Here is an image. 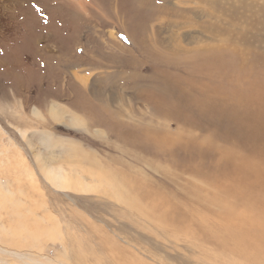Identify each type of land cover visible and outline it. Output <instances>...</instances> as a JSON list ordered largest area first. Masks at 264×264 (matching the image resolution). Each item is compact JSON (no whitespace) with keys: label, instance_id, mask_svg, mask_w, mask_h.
I'll list each match as a JSON object with an SVG mask.
<instances>
[{"label":"rangeland","instance_id":"obj_1","mask_svg":"<svg viewBox=\"0 0 264 264\" xmlns=\"http://www.w3.org/2000/svg\"><path fill=\"white\" fill-rule=\"evenodd\" d=\"M156 1L138 43L131 0H0V264H74L70 237L95 248L105 236L138 261L191 264L190 240L156 207L166 196L210 233L213 220L225 223L216 190L232 174L231 134L226 152L216 114L239 101L250 74L263 75L264 0ZM205 43L216 49L192 54ZM157 88L199 104L164 116L146 96ZM158 133L175 139L166 158ZM95 167L154 186L153 218L110 194Z\"/></svg>","mask_w":264,"mask_h":264},{"label":"bare ground","instance_id":"obj_2","mask_svg":"<svg viewBox=\"0 0 264 264\" xmlns=\"http://www.w3.org/2000/svg\"><path fill=\"white\" fill-rule=\"evenodd\" d=\"M131 1L134 4L131 15L140 21L135 38L138 39L136 37L138 36L140 39L141 36L144 37L143 33L147 28L144 24H146L147 20H151L154 17V12L156 11L155 2L157 1ZM212 1L213 4L218 2V0H210L209 2ZM250 1L254 5L255 0ZM261 14L264 16V3L261 7ZM258 16L261 17V15ZM133 37L134 35L132 34ZM139 39L137 40L138 43H140ZM215 49L216 47L211 43H205L193 50L192 54L198 56L203 51H214ZM237 49L233 48V52H237ZM177 51L180 50H175V52ZM249 77L245 88L240 89L242 86L240 87L239 85L237 87L236 83H234L238 88L237 95L240 94L242 97L239 98V101L238 99L237 101H232V109L227 113L219 110L216 114L217 134L223 138L225 142L223 149L226 152H228L229 145L225 139L228 140L231 134L230 169L232 174L228 184L221 186V180L220 182L218 181L217 186L220 187L216 190V203L219 209L218 217H221V208L225 207V223L220 221L215 223V220H213L215 229L210 233L203 222H196L193 216L186 213L178 203L176 204L175 201L171 200L170 196L164 197L156 204L157 208L162 209V213L159 215L170 223H175L177 230L185 234L186 238L190 240L191 244L185 246L193 253H196L192 257L194 264H264V71L261 77L254 76V73L250 74ZM146 96L148 98L150 96L155 111L167 117L173 115L169 112L170 108L179 109L184 107L187 114H189L190 106L198 103L197 95L193 96L191 92L188 93L182 89L178 94V98H175L172 94L160 91L158 88L157 90H147ZM182 97L185 98L182 100L185 102L180 100ZM224 118H226L224 120L225 123H223ZM218 121H221V125H218ZM150 125H145V130L150 132L151 130L166 131L164 126H155L154 128ZM158 134L157 138H155V144L158 145L156 152L165 151V157H163L166 158L169 155V152L166 151L167 144L170 142L168 139L173 140L169 146L174 143L175 139L168 138L169 136L164 133ZM145 136H147L146 133ZM155 144L152 139L150 142L151 150H153ZM203 157L204 151L200 150L197 161L191 167L195 176L201 177L203 175L202 168H206L202 162ZM135 159L137 160V158ZM95 169L98 176L92 174L90 169L91 177L96 176L95 178L99 184L105 186L110 194L118 198L120 202L138 215H146L149 221L153 218L154 186L147 182H140L138 177L133 179L126 173L125 175L121 173L120 176L115 177L108 173L110 170L106 172L100 167H95ZM203 182H206V180L204 179ZM224 195L232 198L233 203L223 204ZM49 234L51 238H57V230H51ZM103 238L106 243L95 244L94 248L89 243L77 244L70 237L66 245L68 246L69 257L75 261L73 263L165 264L163 260H156L152 256L149 257V260L143 262L142 260L138 261L135 258L137 256L129 258L127 255L133 254V251L128 248L125 251V247L113 250L112 246L116 243L113 240L110 242L109 237L105 236ZM206 246L207 248H205ZM197 250L205 255V259H201L198 256ZM112 253L118 254V259L112 258ZM188 261L185 260L184 262Z\"/></svg>","mask_w":264,"mask_h":264}]
</instances>
